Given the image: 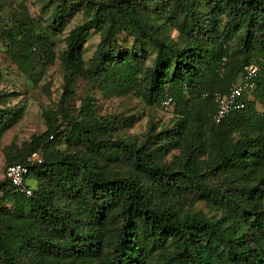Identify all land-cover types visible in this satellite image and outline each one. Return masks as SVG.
Segmentation results:
<instances>
[{
    "label": "trees",
    "instance_id": "1",
    "mask_svg": "<svg viewBox=\"0 0 264 264\" xmlns=\"http://www.w3.org/2000/svg\"><path fill=\"white\" fill-rule=\"evenodd\" d=\"M11 1L0 0V15ZM50 3L48 26L24 2L3 25L6 54L29 81L40 80L38 56L41 68L54 64L51 35L81 11L59 58L64 94L88 79L108 98L161 109L170 98L173 125H151L129 143L117 134L136 118L97 116L90 99L60 123L45 112L44 134L5 151L6 169L36 152L43 162L24 178L30 196L0 181V264H264V0ZM90 30L101 38L85 62ZM251 65L244 109L215 124L202 96L227 93ZM12 96L0 92V137L23 115ZM61 138L81 150L62 153ZM198 204L216 216L195 212Z\"/></svg>",
    "mask_w": 264,
    "mask_h": 264
},
{
    "label": "rangeland",
    "instance_id": "2",
    "mask_svg": "<svg viewBox=\"0 0 264 264\" xmlns=\"http://www.w3.org/2000/svg\"><path fill=\"white\" fill-rule=\"evenodd\" d=\"M50 1L12 0L0 15V69L3 74L0 92L5 94L13 92L14 96L9 97L7 103L11 106L23 108V115L19 122L0 137V181L5 178V151L10 146H13V149H22L31 142L32 137L44 134L47 130L44 118L45 112L51 116V122L60 123L64 120L65 111V113L69 114L68 116L74 118L80 106L90 99L94 105V113L97 116H117L121 118L134 116L136 118L132 129H123L117 134V139L129 143L133 142V139L142 138L151 125H154L158 130L161 127L170 128L173 125V114L170 110L166 111L160 107H148L140 98L136 97H105L101 95L98 87L88 79H77L69 84V95L64 94L66 89V71L59 58L60 54L65 50V40L68 34L86 18L81 11L66 25L62 33L51 35L55 44L54 53L56 60L54 64L41 68V64H44L43 57L38 56L35 59L39 66L38 73L40 72V80L38 82L29 81L11 63L1 39L3 25L9 19V15L17 12V4L19 2H24L33 21L37 24L48 26L52 10ZM97 1L105 2L107 0ZM205 9L201 6V10L205 11ZM169 35L179 46L181 45V41L175 33L171 32ZM100 38V33L96 30L87 32L84 44L85 62L93 57ZM118 41L124 46H129L130 44L124 34L118 37ZM258 110H260L259 107ZM58 145L62 153H72L81 150L80 147L74 146L64 138H61ZM173 154L176 155L177 152L173 151ZM173 154L169 155L166 160H172ZM194 211H203L208 216H216L214 212L208 210L202 204L196 205Z\"/></svg>",
    "mask_w": 264,
    "mask_h": 264
},
{
    "label": "built area",
    "instance_id": "3",
    "mask_svg": "<svg viewBox=\"0 0 264 264\" xmlns=\"http://www.w3.org/2000/svg\"><path fill=\"white\" fill-rule=\"evenodd\" d=\"M258 68L251 65L245 68L244 73L239 81L233 84L227 93L221 94L214 92L209 96L204 94L202 98H210L212 104L215 106V114L213 121L219 124L224 118L229 116L232 112L241 111L244 109V98L254 88V78ZM171 105V99L167 98L162 102V108L167 111ZM43 162L41 153L36 152L27 157L23 161H18L7 167L5 177L8 182L20 193L26 196L31 195V191L24 187V178L29 172V168L34 165H39Z\"/></svg>",
    "mask_w": 264,
    "mask_h": 264
}]
</instances>
